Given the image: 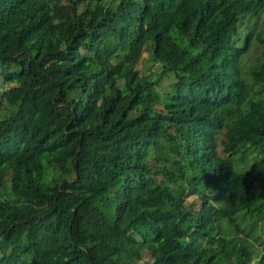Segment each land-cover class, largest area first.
<instances>
[{
    "label": "trees",
    "instance_id": "trees-1",
    "mask_svg": "<svg viewBox=\"0 0 264 264\" xmlns=\"http://www.w3.org/2000/svg\"><path fill=\"white\" fill-rule=\"evenodd\" d=\"M256 230L264 0H0V264H264Z\"/></svg>",
    "mask_w": 264,
    "mask_h": 264
},
{
    "label": "rangeland",
    "instance_id": "rangeland-1",
    "mask_svg": "<svg viewBox=\"0 0 264 264\" xmlns=\"http://www.w3.org/2000/svg\"><path fill=\"white\" fill-rule=\"evenodd\" d=\"M258 52L257 49L252 50V48L250 49V54L251 56L255 55ZM258 235V237L255 238V236ZM264 236L262 232L257 231L256 232H252L250 234H247V238L249 239L250 243L252 246L260 248L263 244L261 243L260 239L261 237Z\"/></svg>",
    "mask_w": 264,
    "mask_h": 264
}]
</instances>
